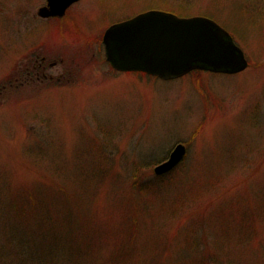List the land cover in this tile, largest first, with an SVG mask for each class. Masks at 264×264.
Returning <instances> with one entry per match:
<instances>
[{"label":"rangeland","instance_id":"obj_1","mask_svg":"<svg viewBox=\"0 0 264 264\" xmlns=\"http://www.w3.org/2000/svg\"><path fill=\"white\" fill-rule=\"evenodd\" d=\"M44 2L0 0V204L58 182L73 194L88 174L77 204L95 264L129 236L122 264H264V0H78L55 20L36 17ZM147 9L213 18L248 66L170 80L113 70L105 28ZM38 54L68 70L10 87ZM177 142L183 160L156 175Z\"/></svg>","mask_w":264,"mask_h":264},{"label":"water","instance_id":"obj_2","mask_svg":"<svg viewBox=\"0 0 264 264\" xmlns=\"http://www.w3.org/2000/svg\"><path fill=\"white\" fill-rule=\"evenodd\" d=\"M78 0H46L37 9L43 18L64 15ZM105 60L120 72H142L163 80L200 70L236 74L248 66L243 49L213 18L147 9L109 24L102 35ZM186 146L177 142L167 158L153 167L156 175L174 169Z\"/></svg>","mask_w":264,"mask_h":264},{"label":"trees","instance_id":"obj_3","mask_svg":"<svg viewBox=\"0 0 264 264\" xmlns=\"http://www.w3.org/2000/svg\"><path fill=\"white\" fill-rule=\"evenodd\" d=\"M89 180L88 174L76 179L73 184L88 185L79 191L72 185L73 194L58 182L23 190L10 205L0 204V264H95L90 252L96 229L77 204L89 193ZM129 237L103 264L124 262Z\"/></svg>","mask_w":264,"mask_h":264},{"label":"flooded vegetation","instance_id":"obj_4","mask_svg":"<svg viewBox=\"0 0 264 264\" xmlns=\"http://www.w3.org/2000/svg\"><path fill=\"white\" fill-rule=\"evenodd\" d=\"M45 3H46V0L42 5H44ZM74 3H72L71 5H73ZM70 6L66 9L65 13L68 11ZM36 17H38L40 19H48V20H55V19L61 18L58 16H52V17H46V18L40 17L37 15V9H36ZM62 63H64L62 58H55L53 60L52 59L48 60L46 55H39L38 54L35 57H32L31 61L25 66L24 69L26 70V72H25V77L21 78L22 81H21V79L20 80L14 79L13 81H11V79H10V81L8 82V85L10 87H12V86L18 87L20 84L21 85H29L34 81L43 82V81H51L54 79L60 80L61 76L64 75V71L68 70L67 69L68 67H66L65 70L61 69ZM52 69L56 73L52 74L49 71ZM3 89H4V87L1 86L0 87V95L3 92Z\"/></svg>","mask_w":264,"mask_h":264}]
</instances>
